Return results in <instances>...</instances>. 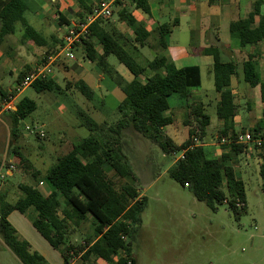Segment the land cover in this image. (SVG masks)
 <instances>
[{
	"label": "trees",
	"instance_id": "1",
	"mask_svg": "<svg viewBox=\"0 0 264 264\" xmlns=\"http://www.w3.org/2000/svg\"><path fill=\"white\" fill-rule=\"evenodd\" d=\"M131 2L137 9L149 13L147 0ZM262 4L263 0H257L253 11L246 18L230 24V35L238 41L240 50L264 43ZM93 7H84L79 22L87 19ZM28 11L25 0H0V46L6 36L16 32V24L20 23L24 26L27 38L53 51L46 53L44 60L47 62L49 57L63 48L64 40L59 41L60 48H51L49 41L26 20ZM119 19L125 21L129 28H134L135 42L146 44L150 34L124 8L119 13ZM109 20L101 18L93 23L81 46L85 59L95 63L103 75L109 77L124 93V99L116 108L119 119L115 123H98L89 114L80 112L81 126L90 131L89 137L74 144L69 153L59 157L42 174L21 154L20 148L14 146L20 137V122L37 109L36 102L23 98L16 105L17 109L10 111V157L14 154L11 162L32 172V178L39 183L20 184L18 188L22 196L13 204L1 199L0 236L21 264H48L40 252L33 250L29 242L20 238L8 220L12 211L25 214L31 209L36 212L33 227L53 249L60 252L67 264L78 255H81L83 261L93 258L107 264H135L130 241L132 226L141 224L147 200L139 191L138 177L123 151L122 141L128 131L155 143L166 155L181 153L182 157L169 170L170 177L188 188L198 201L213 211L218 205L226 203L236 217L240 216L247 207L245 184L229 163L248 149L247 145L236 143L239 132L233 124L239 114V106L232 89V80L241 75L243 83L260 90L262 116L256 126L246 131L255 143L260 174L264 180V77L258 51L249 54L241 64L234 60H223L219 47L212 46L204 51L205 55L213 57L211 73L219 95L217 117L223 123L219 131V143L223 150H230L217 159L209 157L202 143L211 125V118L205 113L203 103L192 102L193 94L190 90L200 88L202 84L200 68H178L165 56L145 61L142 63L144 65L139 64L131 55L140 57L132 41L114 29ZM60 23L65 24L62 21ZM170 33L169 25L161 27L162 49L167 48L165 36ZM53 41L57 45L58 40L53 38ZM98 47H101V53ZM110 56H115L129 70L133 75L131 81H127L109 64ZM147 70L151 75L144 77ZM30 72V68L25 69L17 84ZM73 86L87 100H94L96 93L83 80H77ZM31 87L38 93L58 89V85L48 77L35 81ZM176 94L186 102L184 125L189 127L188 139L180 145L164 132L166 127L174 123L173 116L168 112L171 110L169 98ZM11 95L15 96L16 92ZM8 96L1 92L5 102L9 101ZM2 110L0 105V112ZM223 139L226 142L222 144ZM39 186H48L45 190L49 193L43 194ZM89 217L93 220V236L88 237L83 245L71 243L68 239L69 231L79 228Z\"/></svg>",
	"mask_w": 264,
	"mask_h": 264
},
{
	"label": "rangeland",
	"instance_id": "2",
	"mask_svg": "<svg viewBox=\"0 0 264 264\" xmlns=\"http://www.w3.org/2000/svg\"><path fill=\"white\" fill-rule=\"evenodd\" d=\"M226 1L218 0L212 3L210 0H196L189 4L184 3V9L187 10L183 12L190 13V16H181V27L175 29L171 37L167 39L169 45H179L190 50L200 49L204 40L216 42L211 34L215 31V35L218 33L216 36L222 40L221 42L229 41L232 50H239L238 41L230 35L228 20L242 18L244 13H241L239 17L223 20ZM151 3L152 0H150ZM50 4L51 7L54 6L51 1ZM194 5L195 7L192 8ZM165 6L167 16L164 22L167 23L170 22L169 14L174 19L175 10L167 2ZM72 18L79 23L75 15ZM26 19L30 21L28 15ZM31 20L45 32L47 37L55 35L59 39L60 36L64 39L74 26L70 28L66 25H58L54 12H51L49 16L42 15ZM202 22H208V25L204 26ZM211 22L216 23L217 28L211 29L209 26ZM17 42H20V35L12 38V43ZM23 43L21 53L24 58L21 61L31 67V72L49 62L44 60L46 48L33 47L29 40ZM75 48L73 49L75 60L61 56L49 67L47 77L51 80L55 79L53 81L58 85V89L53 92L38 93L34 88L28 87L19 95L12 96L11 93H14L17 87V84L13 87L15 79L6 74L4 68L0 70V82H2L0 88L9 95V102L6 103L0 95V105L5 111L0 114V160L4 159V152L8 157L7 163L11 158L10 126L7 122L10 123V111L16 110L15 105L23 98L35 101L38 107L20 122V137L14 146L19 147L21 154L31 162L35 170L42 174L53 166L59 157L69 152L71 147L67 145L66 139L62 140L63 135H68L71 144H77L89 137L90 131L79 126L82 123L80 112L89 114L98 123L113 124L119 119L115 108L116 104L124 99V93L109 77L103 75L96 64L85 59L81 48L77 46ZM223 48L220 47L222 58L228 60ZM99 49L101 51V48ZM131 55L141 65L153 59V53L148 49H143L139 58ZM243 58H247V53L241 54L239 64L242 63ZM196 60L195 63H198L201 71L202 84L200 88L190 90L193 94L192 102L203 103L205 113L211 118V125L207 128L202 143L221 145L218 124L220 121L217 117L219 95L215 90L211 73L212 60L207 62L204 59L202 63L199 59ZM73 62L82 65L85 71L81 74L83 68L72 70L70 67ZM108 62L117 71L131 76L129 70L120 64L115 56H110ZM25 64L17 66L24 70ZM261 70L264 77V59ZM148 72L149 70L144 77L148 76ZM85 74L89 75L94 92L100 99L97 97L89 101L73 86ZM241 76L234 79L233 91L239 106L238 116L240 117V124H236L234 128L239 134H244L248 132L246 130L253 128L259 122L262 116V104L259 88L249 87L243 83ZM104 95L108 98L107 104L103 107L99 101L105 100ZM169 104L171 110L168 114L173 116L174 123L166 127L164 132L177 144H182L188 139L189 131L184 125L187 114L186 102L176 94L169 98ZM26 127L31 128V131H27ZM41 131L44 132L43 137L37 135ZM122 142L123 151L138 177L139 191L147 200L146 208L141 215V224L132 226L130 241L135 264H264V180L260 174V162L255 151V143L252 141L244 143L248 149L229 163L235 168L237 177L243 180L246 190V210L236 217L226 203L218 205L213 211L206 204L198 201L188 188L181 186L170 177L169 170L182 156L181 153L166 155L158 145L133 131H128ZM205 149L208 150L207 147ZM6 167L9 168V164ZM14 167L11 176L6 175V168L2 170V174L6 177L0 179V201L4 199L5 202L13 203L21 198L18 188L20 184H39L32 178V172L26 171L20 165L18 167L14 165ZM46 187H40L43 194H47ZM35 214L36 212L31 209L24 214V217L33 222ZM92 227L93 220L89 217V220L79 228L69 231V241L83 245L88 237L93 236ZM20 233L18 232V235L23 239L24 235ZM46 243L49 245L48 242ZM32 249L35 250L33 247ZM49 250L51 251L52 248ZM53 251L56 250L51 251L52 256L57 255ZM43 252L46 254L45 251ZM71 261L74 264H107L93 258L83 261L81 255L75 256ZM0 264H21V262L0 244ZM53 264H66V262L59 259Z\"/></svg>",
	"mask_w": 264,
	"mask_h": 264
},
{
	"label": "crops",
	"instance_id": "3",
	"mask_svg": "<svg viewBox=\"0 0 264 264\" xmlns=\"http://www.w3.org/2000/svg\"><path fill=\"white\" fill-rule=\"evenodd\" d=\"M50 1L54 5L53 7L50 6L51 5ZM99 1L100 0H25L27 6L29 7V11L26 13V15H28L30 21H28L27 19L26 20L29 22V24L31 26H33L38 32H40L49 41L51 48L54 49L55 46H56V48H60L61 44L59 43V41L63 40L62 39L63 37L60 36V39L57 38V36H55V35H50L49 37H47L45 32L42 29H40L39 27H37V25L32 22L31 18L32 19L39 18L42 15H45V16L48 15L49 16V14L51 12H54L55 19H56L55 21L57 22L58 25L63 26L60 23V21H62L65 23L64 25L69 26L71 28L74 24H77V22H78V21H75L72 18V16L75 15V17H77V19L79 20V18H80L79 16L84 11L85 6L92 8ZM195 1L196 0H152V3L150 4V0H147L148 5H149V13H146L141 9H137L135 4L132 3L131 0H126L124 3L117 4L112 8V16L113 17L112 16H111L112 18L110 17L109 23H112V27H114V29L118 30L119 32H121L123 35L127 36L132 41L133 45L136 47V49L138 50L140 55H142L143 49H148V50H150L151 53H153V59L158 57V56H165L169 62H173L178 68H184V67H189V66H199V65H197L198 63H195L197 61L196 59H199L200 63H202V60H204V59H206L207 62L209 60H212L211 65H213V57L211 55H205V53H204V51L206 49H208L212 46L219 47V49H220V47L226 48V49L223 48V50H224V53L227 55V59L228 60H234L238 63H239L238 60H240L241 54L247 53V57H248L249 54H254L256 51H258V55H259L258 61L260 63V67H261L263 59H264V43H261L258 47H248L244 50H240V49L239 50H232V48L229 45V41L221 42L222 40L218 39V37H217L218 33L216 34L217 36L215 35L216 32L214 31V29L212 30L214 32H211V34L213 35L212 37H213V39H215L216 42H208L207 40H204L203 46H201L200 49L190 50L189 48L187 49V48H184L183 46H179V45H176V46L169 45V41H167V39L171 37V35L175 31V29L177 30V29H180V27H181V24H182L181 16L182 17L190 16V13H187V12L184 13L183 12L184 10H187V9H184V6H185L184 3L189 4V2H195ZM216 1H218V0H210V2H212V3L216 2ZM256 1L257 0H227L225 2V5H224L225 7L223 9V14H224L223 20L224 19H232L235 16L239 17L241 15V13H244V16L242 18L243 19L246 18L253 11L254 3ZM165 2H167L168 5L171 6L172 9L175 10L174 19H172L171 15L169 14L168 18H170V22H167V23L164 22V20L167 16V13L165 12V8H166ZM193 7H195V5L192 6V8ZM122 8H124L125 11L128 14H130L136 20V23L138 25L143 27L146 30V32L150 34L145 45H141L138 42H135L136 35H135L134 28H129L126 25L125 21H122L119 19V13L121 12ZM261 13H262V15H264V0H263V4L261 6ZM26 15H25V17H26ZM238 19H240V17ZM238 19L228 20L229 21V29H230L231 22L236 21ZM256 21H258V18H256ZM68 23L70 25H68ZM164 25H169L171 27V33L167 34L165 36V40L167 42V48L166 49H162V47L160 45L161 27ZM202 25L206 26V25H208V22H206V23L202 22ZM209 26L211 29H212V27L217 28L216 23L213 24L211 22ZM0 28H1V23H0ZM18 35H20V42L12 43V38H14ZM8 36H9V38H7ZM8 36L5 37L4 42L1 45L3 47L0 46V70L4 68L5 69L4 72L6 74L8 73L12 78L15 79V84H13V87H14V85H16L18 83L19 77L22 74V72L25 71V69H27V68L31 69L30 66H28L27 64L23 63V61H21L24 58V56L21 53V50L23 49L22 45H24L23 41L29 40L32 43L31 46H33V47L36 46L39 48H46L48 51L46 53H52L53 51L48 50V47H40V46L36 45L32 40L27 38L26 34H25L24 26L21 25L20 23L16 24V32L14 34H11ZM53 38L58 40L57 45H55ZM77 48H81L83 50L81 44H79L77 46ZM99 48H101V47H98V51L101 53ZM4 49H5V52H4ZM220 52H221V57H222L221 49H220ZM2 55H6V57H2ZM73 55H74V52H73ZM246 59L247 58H243V61H245ZM72 60H75V57ZM147 61H149V60H147ZM24 64H25L24 70H21L22 67L18 68V66H17V65L24 66ZM70 68L72 70L73 69L81 70V68H83V66L78 65V64L73 62L72 66ZM84 71H85V69L83 68L81 71V74ZM117 72L120 75H122L127 81H131L133 79L132 74H131V76H128L124 72H121V71H117ZM86 75L87 74H85V76L82 75V77H80L79 80H83L89 86V85H91V83L89 81L90 77H89V75H87V76ZM147 75L150 76L151 72L149 71L147 73ZM101 79L103 80V77H101ZM234 79L235 78H233V80H232V89L233 90L235 88ZM53 80H55V79H53ZM1 83L2 82H0V85L2 86ZM91 87H92V85H91ZM92 89L94 90L93 87H92ZM1 92L6 93L5 91H3L0 88V93ZM97 97H98V99H100V97L98 95H96L94 99H96ZM107 98H108V96L104 95L105 100H103V99L100 100L99 104H101L104 107L107 104V102H106ZM119 103L116 104V108L119 105ZM16 105H15V108H16ZM4 112L5 111L2 110L0 112V114H3ZM7 123L10 126V123L9 122H7ZM218 124H219L220 128H221V126H223V123H221V122ZM233 124H234V127L236 124H240V117L239 116H237L234 119ZM79 126L82 127L81 123ZM185 127H187L189 129L188 126H185ZM10 139H11V137H10ZM62 140L67 141V145H69L71 147L69 150V152H70L72 150L74 144L70 143V141H69L70 138L68 137V135L67 134L63 135ZM10 143H11V140H10ZM178 145H180V144H178ZM204 146L208 148V150H207L208 155H211V157L217 158V159L221 158L223 153H229V151H230L229 148H226L225 150H223L220 144H215V143H209L208 145L204 144ZM5 155L6 154L4 152V157H5ZM13 155L11 157H13ZM2 160L3 159L0 160L1 165H2ZM0 169H1V166H0ZM8 175L11 176V175H13V173L8 172ZM40 187H42V186H39V189H40ZM45 193L48 194L49 192L45 190ZM13 203H11V204H13ZM0 209H1V201H0ZM35 217H36V214H35L33 220L35 219ZM8 220L13 225V227L17 230V232H21L24 235L23 239H26L27 241H29L30 244L32 245V247L36 251H38L42 255H44V258L48 262V264L56 263L59 261V259L62 260V262H64L59 251L58 252H57V250L53 251L57 255L52 256L51 251L55 250V249H53L51 246L49 247V245H47V243H46L47 241L35 230V228L33 227L32 221H28L26 219V216L24 217V214H21L18 211H12L8 215ZM0 244L4 247L5 250H7V252L12 253L11 250L6 246V244L2 240L1 236H0ZM49 248H52V250L50 251ZM43 251H45L46 254ZM53 259H54V261H53ZM69 264H74V263L72 261H70Z\"/></svg>",
	"mask_w": 264,
	"mask_h": 264
},
{
	"label": "built area",
	"instance_id": "4",
	"mask_svg": "<svg viewBox=\"0 0 264 264\" xmlns=\"http://www.w3.org/2000/svg\"><path fill=\"white\" fill-rule=\"evenodd\" d=\"M126 0H100L92 9V13L87 17V19L83 22H79L74 24V26L68 31L67 35L64 37V46L60 49V51L54 56L49 57L48 63L43 67H39L32 72L28 73L20 84H17L15 89L16 95H19L24 89L31 87V85L39 80V79H46L47 72L49 67L54 63L56 59L63 56L66 59H74L73 56V49L82 43V40L89 35L90 33V26L95 23L97 20L101 18H110L112 16V8L117 5L124 3ZM9 102V101H7ZM6 103V102H5ZM10 108V107H8ZM27 131H31V128L26 127ZM37 135L44 136V132H38ZM251 134L246 132L244 134H239L237 136L236 143H249L251 141ZM226 140L223 139L222 143H225ZM182 157V156H181ZM8 157L5 155L4 159L2 160V165L0 169V179H4L8 172L13 173L15 169L14 165L11 164L12 157L10 158L9 162L7 163ZM9 164V168L6 165ZM6 168V175L2 174V170ZM8 168V169H7ZM128 264H132V262H128Z\"/></svg>",
	"mask_w": 264,
	"mask_h": 264
},
{
	"label": "water",
	"instance_id": "5",
	"mask_svg": "<svg viewBox=\"0 0 264 264\" xmlns=\"http://www.w3.org/2000/svg\"><path fill=\"white\" fill-rule=\"evenodd\" d=\"M67 264V263H66Z\"/></svg>",
	"mask_w": 264,
	"mask_h": 264
}]
</instances>
